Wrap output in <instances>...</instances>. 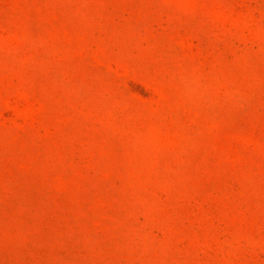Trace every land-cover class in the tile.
<instances>
[{
  "label": "rangeland",
  "instance_id": "rangeland-1",
  "mask_svg": "<svg viewBox=\"0 0 264 264\" xmlns=\"http://www.w3.org/2000/svg\"><path fill=\"white\" fill-rule=\"evenodd\" d=\"M0 264H264V0H0Z\"/></svg>",
  "mask_w": 264,
  "mask_h": 264
}]
</instances>
